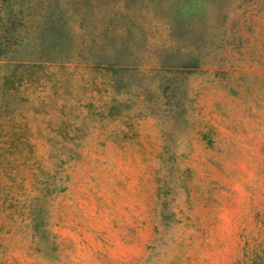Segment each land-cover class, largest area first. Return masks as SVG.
Returning a JSON list of instances; mask_svg holds the SVG:
<instances>
[{"label":"rangeland","instance_id":"1","mask_svg":"<svg viewBox=\"0 0 264 264\" xmlns=\"http://www.w3.org/2000/svg\"><path fill=\"white\" fill-rule=\"evenodd\" d=\"M25 2L0 264H264V0Z\"/></svg>","mask_w":264,"mask_h":264},{"label":"trees","instance_id":"2","mask_svg":"<svg viewBox=\"0 0 264 264\" xmlns=\"http://www.w3.org/2000/svg\"><path fill=\"white\" fill-rule=\"evenodd\" d=\"M27 11L25 0H0V63L2 64L17 66L20 63L16 56L26 41L23 30L26 27ZM21 77L24 78L25 75L22 74ZM15 78V74L10 73L0 77V95L15 90L18 86L14 85Z\"/></svg>","mask_w":264,"mask_h":264}]
</instances>
